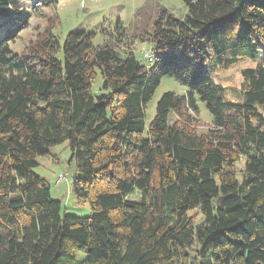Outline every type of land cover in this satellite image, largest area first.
I'll return each mask as SVG.
<instances>
[{
    "label": "trees",
    "instance_id": "obj_1",
    "mask_svg": "<svg viewBox=\"0 0 264 264\" xmlns=\"http://www.w3.org/2000/svg\"><path fill=\"white\" fill-rule=\"evenodd\" d=\"M37 1L56 5L0 0V264H264V0H182L179 18L148 0L131 34L46 28L12 51ZM241 59L254 64L228 100L211 73ZM163 77L187 90L164 92L145 127ZM62 142L89 215L66 213L35 171Z\"/></svg>",
    "mask_w": 264,
    "mask_h": 264
},
{
    "label": "rangeland",
    "instance_id": "obj_2",
    "mask_svg": "<svg viewBox=\"0 0 264 264\" xmlns=\"http://www.w3.org/2000/svg\"><path fill=\"white\" fill-rule=\"evenodd\" d=\"M145 1L148 0H56L54 8L52 5L41 6L37 1L35 6L31 5L29 10H27L29 14L24 28L15 35L13 40L8 42V47L12 51L24 52L25 48L30 45L29 42H32L36 35L46 28L53 29L54 32L61 36L75 30H95V36L92 39L94 44H101L110 34L115 36L120 28L131 34L136 28L141 27L140 19L134 17V11L135 8L142 6ZM158 1L174 17L179 18L185 13L182 0H153L151 7L154 8L153 3ZM161 6L158 4L157 8ZM151 18L153 16L149 15L147 25ZM135 47V55L141 63L148 64L151 62V60L145 59L150 50L149 42H137L133 48L135 49ZM252 64L254 62H250L248 59H241L227 67H219L211 73L212 80L222 85L226 99L241 100L239 85L242 78L240 70L242 67ZM101 86L102 79L97 75L92 83V93H99ZM186 90L187 88L176 79L163 77L152 98L146 104L144 113L145 127L153 119L156 101L164 92L172 91L177 94H184ZM198 102L201 121H211V116L205 104L199 99ZM50 152L49 155L37 158L38 166L35 167V171L49 182L51 197L61 200L64 211L68 214L76 216L89 215L88 203H77L75 196L71 192L70 184L75 174V166L73 161H70V151L67 148V142L52 146ZM242 167V162H239L237 169L241 170ZM139 197L140 192L138 190H134L130 195L131 199H138ZM84 256L83 252H79L78 257L80 259H83Z\"/></svg>",
    "mask_w": 264,
    "mask_h": 264
}]
</instances>
